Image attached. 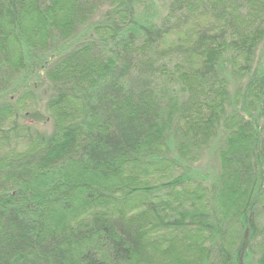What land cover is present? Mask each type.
Wrapping results in <instances>:
<instances>
[{
  "label": "trees",
  "instance_id": "trees-1",
  "mask_svg": "<svg viewBox=\"0 0 264 264\" xmlns=\"http://www.w3.org/2000/svg\"><path fill=\"white\" fill-rule=\"evenodd\" d=\"M0 264H264V0H0Z\"/></svg>",
  "mask_w": 264,
  "mask_h": 264
},
{
  "label": "rangeland",
  "instance_id": "rangeland-1",
  "mask_svg": "<svg viewBox=\"0 0 264 264\" xmlns=\"http://www.w3.org/2000/svg\"><path fill=\"white\" fill-rule=\"evenodd\" d=\"M188 240H186V238H183V240L178 244V248L181 249V253L183 255H185V258L187 257V254L190 252L191 248H188L190 246H186L188 245ZM192 254V252H190V255ZM195 254V253H194ZM196 255V254H195Z\"/></svg>",
  "mask_w": 264,
  "mask_h": 264
}]
</instances>
